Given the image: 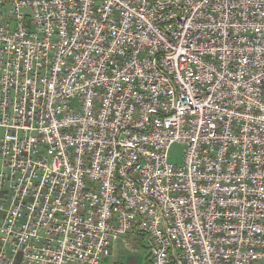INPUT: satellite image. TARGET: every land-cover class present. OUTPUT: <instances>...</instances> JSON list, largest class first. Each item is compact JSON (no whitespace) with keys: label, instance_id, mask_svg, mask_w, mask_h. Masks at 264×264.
<instances>
[{"label":"built area","instance_id":"2783aa9c","mask_svg":"<svg viewBox=\"0 0 264 264\" xmlns=\"http://www.w3.org/2000/svg\"><path fill=\"white\" fill-rule=\"evenodd\" d=\"M129 235L264 264V0H0V264Z\"/></svg>","mask_w":264,"mask_h":264},{"label":"rangeland","instance_id":"374dc122","mask_svg":"<svg viewBox=\"0 0 264 264\" xmlns=\"http://www.w3.org/2000/svg\"><path fill=\"white\" fill-rule=\"evenodd\" d=\"M184 149L182 144H173L168 151L169 162L180 165ZM147 260L151 261L146 238L129 235L118 240L106 264H147Z\"/></svg>","mask_w":264,"mask_h":264},{"label":"trees","instance_id":"16d2710c","mask_svg":"<svg viewBox=\"0 0 264 264\" xmlns=\"http://www.w3.org/2000/svg\"><path fill=\"white\" fill-rule=\"evenodd\" d=\"M138 238L141 236H137ZM142 238V237H141ZM103 264H106V260L103 262ZM147 264H150V262L147 260Z\"/></svg>","mask_w":264,"mask_h":264}]
</instances>
